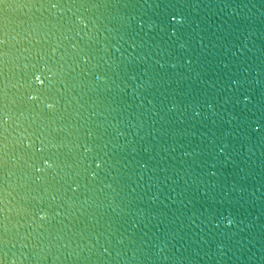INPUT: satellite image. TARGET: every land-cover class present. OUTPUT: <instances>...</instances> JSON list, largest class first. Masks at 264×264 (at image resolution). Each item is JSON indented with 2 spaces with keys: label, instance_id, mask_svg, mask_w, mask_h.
I'll use <instances>...</instances> for the list:
<instances>
[{
  "label": "water",
  "instance_id": "1",
  "mask_svg": "<svg viewBox=\"0 0 264 264\" xmlns=\"http://www.w3.org/2000/svg\"><path fill=\"white\" fill-rule=\"evenodd\" d=\"M0 264H264V0H0Z\"/></svg>",
  "mask_w": 264,
  "mask_h": 264
}]
</instances>
